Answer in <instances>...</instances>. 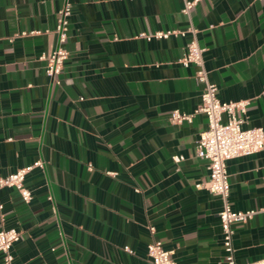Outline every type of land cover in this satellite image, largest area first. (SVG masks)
<instances>
[{"label":"crops","instance_id":"obj_1","mask_svg":"<svg viewBox=\"0 0 264 264\" xmlns=\"http://www.w3.org/2000/svg\"><path fill=\"white\" fill-rule=\"evenodd\" d=\"M66 2L68 57L56 84L38 57L58 46L57 11ZM183 6L0 0V177L44 161L25 176L28 203L0 188V228L21 233L16 264H151L153 240L173 248L177 264H223L220 200L196 187L209 174L195 155L207 126L194 113L201 85L194 66L176 62L190 36L137 34L196 28L218 98L248 100L243 126L264 130V0H201L189 14ZM175 109L192 120L170 122ZM227 172L233 210L264 208V148L228 160ZM233 227L236 261L263 259L264 211Z\"/></svg>","mask_w":264,"mask_h":264},{"label":"built area","instance_id":"obj_2","mask_svg":"<svg viewBox=\"0 0 264 264\" xmlns=\"http://www.w3.org/2000/svg\"><path fill=\"white\" fill-rule=\"evenodd\" d=\"M201 0H184L182 12L189 14L193 6ZM71 6L66 2L57 11L55 32L58 36V46L49 54H41L38 58L46 62L44 72L47 78L56 84H60L59 74L62 71L64 61L68 57V51L62 46L67 39L68 17ZM37 31L20 32L19 35L34 34ZM197 29L189 26L185 30L171 28L157 30L152 33L141 31L137 34L139 38L166 39L170 36H185L189 34L181 56L176 62L182 66H194V79L201 85L200 101L194 113L201 112L205 115L207 126L201 131L195 141V155L207 161L208 179L197 183V188H206L211 194L217 196L221 207L218 212L219 223L222 231V246L224 250L223 264H239L234 255L233 234L234 224L244 223L251 219L257 212L264 208L246 210H233L229 203L230 186L228 182L227 161L237 156L254 154L264 148V130L261 127H244L242 114L246 112L248 100L222 101L217 96V85L208 78V71L204 65L203 53L205 48L200 46L196 38ZM261 93L264 94V85ZM194 113L173 110L169 115L172 123L190 122ZM183 159L181 155L173 156L174 162ZM44 168L41 158L34 160L31 164L17 168L5 176L0 177V188L13 187L20 194L22 200L28 203L32 198V191L25 186L26 174L33 168ZM91 168V164L88 165ZM115 175L114 172H107ZM136 191L138 189L136 188ZM51 199V197H48ZM3 205L0 203V221L4 219ZM152 234L153 226L148 227ZM20 231L9 228H0V254L2 264H16L12 252L13 244L20 239ZM130 252L128 247H125ZM175 250L165 248L159 240H153L147 245L146 254L151 264H177L174 258ZM249 264H264V258L250 262Z\"/></svg>","mask_w":264,"mask_h":264}]
</instances>
